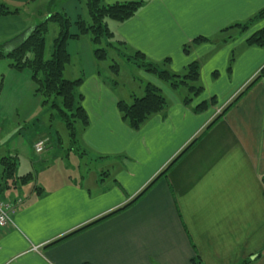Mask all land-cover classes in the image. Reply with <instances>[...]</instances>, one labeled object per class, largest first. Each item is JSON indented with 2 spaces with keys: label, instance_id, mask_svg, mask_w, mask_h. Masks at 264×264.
<instances>
[{
  "label": "crops",
  "instance_id": "crops-1",
  "mask_svg": "<svg viewBox=\"0 0 264 264\" xmlns=\"http://www.w3.org/2000/svg\"><path fill=\"white\" fill-rule=\"evenodd\" d=\"M102 1L143 2L133 18L112 21L115 40L152 62L169 58L168 69L176 74L198 61L204 90L186 105L183 94L137 68L132 83L138 86L120 91L114 76H103L91 40L69 41L64 78L83 79L77 93L89 117L88 127L78 125V173L73 178L69 165L59 168L57 161L43 159L48 145L35 153L42 136L29 142L39 160H24L22 167L20 153L9 155L18 162L14 180L3 177L5 157L0 158V197L14 206L12 224L0 230V264H264V80L207 130L216 110L232 103L264 67V48L247 44L264 19L244 32L226 30L255 17L264 0ZM21 14L0 17L5 51L36 27ZM69 17L72 23L78 19ZM199 37L210 41L185 53ZM9 69L16 83L7 90L6 81L0 82L2 123L7 103L35 96L31 71L18 79L25 71ZM147 83L162 90L168 106L134 131L118 104L142 98ZM15 85H26L27 94ZM213 99L207 110H194ZM194 142L133 206L51 245L134 200ZM27 175L32 177L22 184L19 178Z\"/></svg>",
  "mask_w": 264,
  "mask_h": 264
},
{
  "label": "trees",
  "instance_id": "trees-1",
  "mask_svg": "<svg viewBox=\"0 0 264 264\" xmlns=\"http://www.w3.org/2000/svg\"><path fill=\"white\" fill-rule=\"evenodd\" d=\"M143 6V2H128L108 5L102 0H89L87 3L90 16L89 21L78 18L75 23H72L71 19L64 14H52L46 21L35 25L36 27L33 28L27 34V36L23 38V41L15 44L16 47L14 49L5 51L3 47H0V60L4 58H10L12 61L11 67L18 72L25 70L31 71L33 83L35 85V94L41 97L43 105H49L52 102L51 108L56 110L59 119L64 122L70 137V141L73 145L77 144L78 125L80 124L84 128L88 127L89 117L81 105L82 96L77 93V90L82 84L83 79L71 81L64 78V71L71 62V57L67 51L69 41H77L85 37H90V40L94 46L97 47L94 51V55L97 60L107 59V49L103 47L105 43L107 48L120 49V53L124 54V52L127 51L126 44L122 40H115L114 33L108 25L107 20L124 23L125 21L133 18ZM21 12L22 10L20 9L12 10L5 4L0 3V17H9L12 15L21 14ZM262 19H264V9L255 17L250 19L247 23H239L226 30L239 29L240 32H244L247 31L254 22ZM50 23L56 24L58 26L59 32L57 37L53 40V50L51 57L50 59H47V38L50 32ZM73 27L76 28V33H72ZM231 38L232 37H230V39ZM209 41L210 39L204 37L196 38L189 45L184 47V51L185 53H189L194 47ZM247 44L249 46L264 48V28L252 35L247 40ZM129 59H131V61L137 65V68L154 75L161 82L167 84L172 91L178 92L184 90L185 92L183 93L182 100L186 105H190L191 102L200 94H202L204 90L200 81L201 64L198 61L188 65L182 74H176L168 69V66L170 65L169 58L165 59L161 63H155L150 61L146 55L137 51L134 52L132 56H129ZM112 68L118 70L119 65H115ZM261 80H264V67L260 70L252 82L245 88V90L240 93L232 103L226 106L219 116L214 118V120L207 127V130L218 123L231 110V108H233V106L238 103L244 94ZM213 105H215V99L210 102L202 103L194 110L196 112H203L207 110L209 106ZM167 106L168 100L162 90L151 83L146 84L145 94L142 98H134V101L131 104H128L124 101H121L118 104V108L123 120L134 131H139L143 125L153 116L163 113ZM39 140L46 141V146L50 143V138L46 136L38 138L35 144ZM195 143L196 142L192 143L134 200L130 201L128 204L122 206L109 215L88 225L87 227L77 230L68 236L51 243V245L57 244L64 239L78 234L80 231L100 223L133 206L141 197L145 195V193L154 185V183L159 178H161V176L167 175L171 167L177 163L179 159L186 153V151L194 146ZM2 166L4 168L3 177L5 180H14V178L17 176L16 172L18 169L17 158L10 156L3 158ZM31 177V175H27L19 179L22 184H26ZM241 264H246V262Z\"/></svg>",
  "mask_w": 264,
  "mask_h": 264
},
{
  "label": "rangeland",
  "instance_id": "rangeland-1",
  "mask_svg": "<svg viewBox=\"0 0 264 264\" xmlns=\"http://www.w3.org/2000/svg\"><path fill=\"white\" fill-rule=\"evenodd\" d=\"M88 1L89 0H0V3L5 4L12 10H22L23 13L20 18L23 19L25 24L26 22H31L37 25L46 21L50 15L58 13L68 17L69 14H73L74 19L82 18L89 21ZM107 21L110 27L114 24L110 20ZM49 28L50 32L47 38L46 52L47 59L51 57L53 40L57 37L59 32L56 24L50 23ZM85 40L90 41V37L85 38ZM10 42L7 44H11L9 48L13 44V42ZM106 46L105 43L103 47L107 49L108 53L106 60H97L94 55V58L99 63L100 69L103 71V76L107 77V74L114 76L116 81L120 84V91L123 90L124 86H127L126 89H131L130 86L133 87V85L134 87L136 85L138 86V83H132L135 80L134 75H137V65L129 59V56H132L133 53L125 51L124 54H121L120 49L107 48ZM96 48L97 47H95V49ZM11 63L12 61L10 58L0 60V82L6 81L7 90L14 88V84L16 83L14 72L11 73L9 69ZM115 65H119L120 67L119 70L121 74L118 76V71L115 72V69L112 68ZM28 71L29 70H25V72H23L24 74L19 73L20 76H18V79H23L25 73ZM131 71H133V73H131ZM15 88L19 91H23L24 95L27 94L28 87L26 85H23L22 90H20L17 85H15ZM1 89L2 87L0 86V91ZM184 92V90H181L178 91L177 94H183ZM41 101V97L35 94L33 98L25 97L21 102L7 103L9 113L5 119H2L3 123L0 121V127L3 129V132L0 133V154H2L0 158L9 156L13 152H18L20 153V164L22 163V167H24V160H39L40 156L32 153V150L29 149V145L35 141V138L47 136L50 138V143L48 144V151L44 154L45 156L43 159L48 158L50 161H57L59 168L69 165L67 173L74 176L73 178H76L75 175L78 173V167L82 158L80 147L78 144L73 145L70 141L64 122L59 119L56 110L51 108L52 102L49 105L43 106ZM80 128L81 127L78 126L77 130H80Z\"/></svg>",
  "mask_w": 264,
  "mask_h": 264
},
{
  "label": "built area",
  "instance_id": "built-area-1",
  "mask_svg": "<svg viewBox=\"0 0 264 264\" xmlns=\"http://www.w3.org/2000/svg\"><path fill=\"white\" fill-rule=\"evenodd\" d=\"M223 112V108L217 109L215 116L220 115ZM46 148V141L39 140L35 146L34 150L37 154H42ZM13 205L3 201L0 198V230L6 229L12 224V213L14 211Z\"/></svg>",
  "mask_w": 264,
  "mask_h": 264
}]
</instances>
